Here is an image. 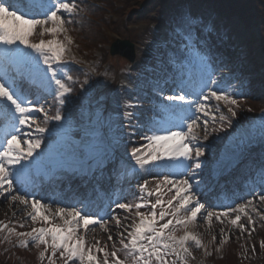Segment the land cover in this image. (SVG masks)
<instances>
[{"label": "snow or ice", "instance_id": "1", "mask_svg": "<svg viewBox=\"0 0 264 264\" xmlns=\"http://www.w3.org/2000/svg\"><path fill=\"white\" fill-rule=\"evenodd\" d=\"M79 12L77 0H0V198L23 206L26 216L18 227H25L28 220L33 225L37 222L42 225L28 232H17L10 226L14 221H0V233H4L0 240L10 241L15 235L20 238L18 247L27 248L29 243L36 248L43 246L39 257L41 261L47 257L49 264H54L57 252L65 264L70 261L73 264H188L194 258L191 245L207 253V247L193 230L199 219L209 227L213 219L221 224L227 219L239 229L241 236L245 232L251 236L256 229L254 214L264 220V212L255 203L257 197L214 211L205 208L198 192L203 170L207 168V162L201 160L205 149L200 141L208 139L210 122L213 131L231 127L239 107L235 95L227 90L231 85L225 78H217L222 61L209 39L216 31L215 26L190 11L180 13L171 31L176 48L169 57V65L174 74L166 73L162 79L148 81L156 94L150 100V107L137 110L143 100L140 96L135 101H126L123 115L127 124H115L111 116L103 114L105 98L98 97L89 127L77 141L72 138V121L62 114V109L73 92L72 85L77 82L71 71L66 70L70 60H76L71 55L74 41L68 35L67 25L73 23L72 17ZM37 30L41 37L51 38L32 42ZM83 83L87 84L88 80ZM166 87L172 94H164ZM45 93L54 98V114L50 115V108L40 103L47 98ZM156 96L162 97L158 103ZM213 100L214 108L210 103ZM221 106L227 109V114L221 111ZM157 110L163 114L160 119L148 115ZM38 114H42V120ZM50 121L58 122L59 127L49 129ZM217 123L219 128L215 127ZM145 128L150 135H141ZM46 132L53 133L57 139L49 140L48 151L41 153L38 150ZM136 138L145 143L132 146L129 151L128 143ZM121 148L123 152L119 151ZM53 160L59 170L84 174L97 169L103 171L107 164H112L114 170L118 166L121 176L139 175L140 170L163 173L157 175L154 190L148 181L139 185L144 195L138 202L116 203L125 212L135 209V219L119 233V248L113 242L111 252L106 246L96 249L103 253L102 262L80 233L82 230L86 233L90 225L104 227L108 220L83 212L76 205L57 206L53 211L51 204L23 190L25 180L42 168L51 167ZM260 186L264 190V172ZM162 187L171 193L166 201L162 198ZM153 196L155 202L148 199ZM258 201L264 203V194L258 196ZM142 208L149 211L142 212ZM242 218H246L247 225L241 223ZM57 219L63 223H54ZM110 219L116 221L117 227L122 226L118 216ZM181 230L183 235L178 236ZM220 236L221 245L231 239L224 228L220 229ZM212 239L215 241L216 237ZM108 240L113 241L111 234ZM261 246L264 247V241Z\"/></svg>", "mask_w": 264, "mask_h": 264}, {"label": "rangeland", "instance_id": "2", "mask_svg": "<svg viewBox=\"0 0 264 264\" xmlns=\"http://www.w3.org/2000/svg\"><path fill=\"white\" fill-rule=\"evenodd\" d=\"M109 2L108 8H102L103 9V15L106 14V17L109 18V22H107L106 25L104 23H100V12L97 16L94 18L96 21H98L99 24H102L104 28V32L106 33L107 39L106 41L98 46V48H89L88 46L81 44L79 42V39H77L76 35L73 33V31L69 28L68 35L72 38L74 41L71 45V55L75 56L76 60L71 61L70 63H77L82 68H88L86 72L90 74V71L92 69H95L93 71V78L90 77V75H87L81 79V84H83V89L86 93V103L89 104L90 108H86L85 112H83L79 118V121L77 123H73V130H72V138L74 140H80L84 135L85 131L89 127V118L90 115L95 113V110L97 108V98L103 96L104 102H103V114L105 117H109L111 113H113V107H115V103H123L126 100H132V97L130 94H124L125 92L121 88L122 81H125L127 79H130L133 81V85H136L139 87L140 85L135 82V74H140L143 72H149L150 67L155 66L157 62H159V55H158V49L163 46V41L165 39V31L167 32L168 26L165 24H159L156 20L160 19V12L159 8L163 0H154L152 3L156 2L153 6L149 7L148 10L142 14H139L137 12V9H139L140 4L142 2H146V0H107ZM196 1V0H195ZM150 5V4H147ZM146 5V6H147ZM260 13L256 17H252L247 25V28H245L242 24L238 23L237 20L234 18L226 23L230 27L233 28V31L236 33V35H239L244 43L247 41V51L250 49L252 51V56L248 57L245 62H251L254 58V60H258L260 63L264 64V25L261 24V22H264V8L262 6H259ZM253 13V11H251ZM195 15L200 16L203 18V20L206 23L212 24L214 18H212V14H204L201 11H197ZM229 29H226L224 32H221L222 35L229 37L228 35ZM121 38H127L129 37L131 41L135 43V49H137V45H140V51L139 56L143 60L138 59L135 66L130 67L126 66L125 60L122 59L121 55L118 53L111 54L110 48L111 43L115 40L116 37ZM231 36V34H230ZM50 36L45 35L44 37H41L39 35V30H37L36 34L31 37L32 42L38 43L40 39H50ZM62 38V37H61ZM76 40L79 42V45L77 47ZM250 43V48H248V44ZM172 50H175L176 44H172L170 46ZM245 50L240 49L238 51L239 54H242ZM237 53V51L235 52ZM234 52H231L229 55H224V53H219L218 56L221 58L222 63H220V66L218 68V74L217 78H225L226 83L228 84L233 80L235 76L239 78V76L242 73H247L249 70H241L239 73L237 72L234 75V71L239 66L236 62V55ZM247 55L248 52H247ZM83 57L86 59H83ZM67 59V58H66ZM78 61V62H77ZM119 70L118 68L121 67ZM236 78V80H238ZM85 79H88V83L84 84L83 82ZM235 81V80H234ZM253 80L249 81L252 82ZM113 82H116L118 86L112 85ZM233 83V82H232ZM231 85V83H229ZM109 85L111 87H109ZM234 85V84H233ZM88 86V87H87ZM223 86V85H221ZM229 91V87L227 88ZM230 92V91H229ZM231 94L232 91L230 92ZM124 94V96H123ZM170 94H172L170 92ZM235 97L238 99L239 107L237 109V115L233 119V123L231 127H225L222 131H213L212 125L210 122L209 126V135L207 140L201 139L200 143L205 149V155L201 157L202 161L207 162V168L210 166L211 163H214L215 159L222 158L225 153L228 151V149L235 144L233 138L239 134L240 126L241 124L248 125L247 122L252 117H254V114L256 115L258 111H262L264 109V104L258 101H252V100H245L242 98V96H239L237 94H234ZM159 98L157 101L159 102L161 97L156 96ZM43 100H40V103H42ZM125 103V102H124ZM167 103V101H166ZM212 107L214 108L216 105V102L213 100L210 102ZM250 109V111H249ZM126 110H123L120 112V115L123 116L120 118L122 122H126V118L124 117L123 113ZM158 111V110H157ZM221 111L227 114V109L221 106ZM151 113V112H150ZM158 114V115H157ZM162 114V113H161ZM161 114L155 112L148 115H155L156 119L161 118ZM218 116L219 113H216ZM43 116L42 114H38V119L42 120ZM59 127V123L56 122ZM120 124V123H118ZM216 128H219L220 125L217 123L215 125ZM250 127V124H249ZM175 130V129H173ZM103 132L107 136L108 128L105 127L103 129ZM79 133L78 135H76ZM115 134L118 135V132ZM203 136V132L201 131V137ZM57 137L52 133V139L56 140ZM247 142L250 143L249 140ZM48 143L49 140H47L45 143H42L41 148L38 150L41 153H46L48 151ZM145 143L143 140H136L135 142H132L131 145L133 146H139L140 144ZM252 143V142H251ZM252 144H249L245 146L244 148L251 147ZM132 147V146H131ZM122 149V148H121ZM119 149V151L121 150ZM131 149V148H130ZM257 152L264 151V143L262 145H258L256 148ZM130 151V150H129ZM207 168L203 170V182L201 184V188L198 190L199 197L202 203L205 204V208L207 210H214V211H223L224 209L228 208V206H224L223 208H219L217 206H214L213 203L207 201V197L205 195L206 193V171ZM162 175L163 173H158L157 170H154L151 173L144 172L143 170L139 171V175L134 176H127L124 175V180L126 179V182H128L131 185V192L135 194L136 196H139L138 198L142 197L144 195L143 192H141V189L139 187L140 184L144 183V181L149 182V187L153 190L155 189V183H156V177L157 175ZM257 173H253L251 175V180L254 178V176ZM260 175V174H259ZM258 175V176H259ZM114 177L118 178V181H121L120 177H123L120 175L119 167L114 170ZM197 179H200L198 177ZM257 183H255L253 186L248 187L247 193L244 197H242L238 203L245 202L246 200L253 199V197H257L255 203L257 204V207L260 209L261 212H264V203H260L258 201V196L260 194H264V190L261 189V179H257ZM253 182L255 180H252ZM260 182V184H259ZM65 182H61L60 186L61 188H56L55 190L62 191L63 195L55 197V191L52 189H49L48 187H44L43 185H37L34 182V179L27 178L24 183L23 190L28 192L30 195L35 196V198L41 199L45 203L51 204L53 206V211L55 210V207L60 206H69L74 205L73 204V198H74V192L71 190H68L70 188V185ZM19 187V184L17 185ZM114 186V185H113ZM163 196L162 198L166 201L170 198L171 193L168 192L167 187H162L161 189ZM120 190L115 189L113 191L108 190L107 192H101V194L105 198V202L101 204L98 207L93 208V212H91V209H86L84 211V208L87 206L89 197L82 198L84 200L83 203H80V205H76L80 207L83 212H87L90 214L95 215L96 217H102L105 220H108V223L104 227H100L98 225H90L89 230L85 233L83 230L81 231L80 235L85 236L86 238V245L89 248H92L93 254L98 257V259L102 262L103 261V253L102 252H96L97 248H105L106 250L111 252L112 251V244L113 242L116 243V247L119 248V233L124 230V227L129 225L132 221V219H135V209L132 210V212H125L124 210L118 209L116 207V203L118 202H126L125 198L120 199L119 197ZM46 194L51 197V199H46ZM218 196V194H216ZM67 197V198H66ZM69 198L71 201H66ZM234 198V197H232ZM151 199L152 202H155V196L148 198ZM235 199V198H234ZM79 201V200H78ZM77 199L74 200V203L78 202ZM128 203V202H126ZM131 203V202H130ZM97 208L100 210L97 211ZM31 209H27V211H30ZM13 211H16V215L13 216ZM142 212H147L149 209L142 208L140 209ZM160 209H157V212H159ZM234 215V214H233ZM26 211L24 210L23 206L20 205L18 202L16 204H13L11 201L7 199L0 198V221H4L5 223H8L9 221H14L13 224L10 226L15 227L17 232H28L31 231L32 227H41V223L37 222L35 225L28 220L26 222V226L23 228L18 227L19 222H23L25 220ZM111 216H118L122 222V226L117 227L116 221L114 219H110ZM254 218L256 221V229L255 232L249 236L247 232L243 234V236L240 235V231L235 226L231 225L227 219L224 220V223L221 224L215 219H213V222L211 226L203 220L199 219L198 222L195 224L193 230L200 236L202 243L207 247V253L203 249H197L194 245H191V250L193 253L194 258L189 259L188 264H222L219 261V258H223L225 254L226 245L229 242H232L235 246L238 247L237 255L241 256V262L239 264H263V260L260 259V254H264V247L259 246L258 243L264 241V235L258 233L257 226L261 223L264 224V220H261L258 215L254 214ZM54 223H63V221L56 220ZM241 223H244L247 225L246 218H242ZM224 228V231L226 234L230 233L231 239L228 240L226 244L221 245L220 240V229ZM107 229V231H105ZM111 234L113 236V241L108 240V235ZM177 235H183V231L177 232ZM4 233H0V237H3ZM215 236L216 240L213 241L212 237ZM19 239L17 236L13 235L10 239V241H3L0 240V264H49V259L46 257L43 261H41L39 257V252L43 251V246L40 247V251L37 254L36 260L33 261L32 256L34 254H26L24 253L21 256H19L16 253V249L12 247L10 250H8L7 245L9 242L13 246H16L19 242ZM14 241V242H13ZM97 241L99 243H97ZM252 245H255V250H252ZM33 247L31 243H29V246L27 248L28 251H30ZM217 248H220V251H217ZM36 249V248H33ZM49 254L51 253V249L48 250ZM260 252V253H259ZM121 259H124L122 256H120ZM13 261V263H11ZM54 264H65L64 259L60 257L59 252H57L56 256L53 258ZM69 264H73V262H69ZM78 264V262H76Z\"/></svg>", "mask_w": 264, "mask_h": 264}, {"label": "trees", "instance_id": "3", "mask_svg": "<svg viewBox=\"0 0 264 264\" xmlns=\"http://www.w3.org/2000/svg\"><path fill=\"white\" fill-rule=\"evenodd\" d=\"M152 1L153 0H147V2H142L138 9V13L142 14L145 11V6L147 4H150ZM210 1L211 0H204L203 4L208 5ZM214 1L220 2L222 9H224L223 5L225 4V1L229 4V6L237 5L236 10H234L233 7L231 8L232 10H234L233 11L234 13L238 14L242 18H245L246 14H250L251 10L259 12L260 9L258 5L264 8V3L259 0H214ZM77 3L79 4L80 9L81 8L84 9V11L88 15L93 16V18L85 17L79 13L78 16L72 17L73 23L68 26L76 35L77 39H79V42L81 44H84L89 48H98V46L103 44L107 39L106 33L104 32V28L102 24L98 23V21L100 20L99 21L100 23L103 22L104 25H106L107 22H109V18L106 17V14L103 15V9L98 5L95 4L92 5L89 3L85 4L82 1H78ZM101 3H105L106 7H108L109 5V2L107 0H101ZM168 10L173 11L177 15V17L180 13H183L181 7L178 5L169 6ZM99 12L101 16L100 19L96 21L94 17L97 16ZM66 70H70L73 77H78V79L82 76L81 70L73 64L68 65ZM72 86L74 88L73 93L75 95H72L71 93L69 101L66 104L65 110H69L72 113L73 117H77L76 109L72 107H74L75 105L77 106L80 105L79 103L80 100L78 96L80 95V90L77 87V83L73 84ZM259 94L261 95V97L259 96L258 99L256 100L257 101L264 100V88L260 89ZM131 200L132 198L130 199V201ZM257 229L259 234L264 235V224L261 223L260 225H258ZM16 250L20 255L26 253V254H34L33 256L37 257V254L35 253L36 251L35 249H33L34 251L33 250L28 251L27 249L25 250L21 247H17ZM120 256L123 257V254H120ZM261 256L264 264V255L262 254ZM219 261L222 262V264H238V262L236 261L235 247L232 242L227 243L224 257L220 258ZM11 263H13V261Z\"/></svg>", "mask_w": 264, "mask_h": 264}, {"label": "water", "instance_id": "4", "mask_svg": "<svg viewBox=\"0 0 264 264\" xmlns=\"http://www.w3.org/2000/svg\"><path fill=\"white\" fill-rule=\"evenodd\" d=\"M118 53L122 56H125L129 59H131L132 53H131V45L128 41H115L111 45V54Z\"/></svg>", "mask_w": 264, "mask_h": 264}, {"label": "bare ground", "instance_id": "5", "mask_svg": "<svg viewBox=\"0 0 264 264\" xmlns=\"http://www.w3.org/2000/svg\"><path fill=\"white\" fill-rule=\"evenodd\" d=\"M256 16H258V15L256 14ZM261 24H262V22H261Z\"/></svg>", "mask_w": 264, "mask_h": 264}]
</instances>
